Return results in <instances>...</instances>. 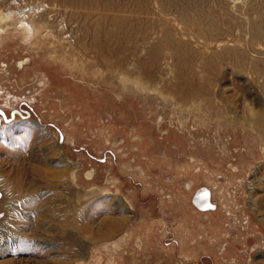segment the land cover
Instances as JSON below:
<instances>
[{"label": "rangeland", "instance_id": "obj_1", "mask_svg": "<svg viewBox=\"0 0 264 264\" xmlns=\"http://www.w3.org/2000/svg\"><path fill=\"white\" fill-rule=\"evenodd\" d=\"M0 259L264 264V0H0Z\"/></svg>", "mask_w": 264, "mask_h": 264}, {"label": "water", "instance_id": "obj_2", "mask_svg": "<svg viewBox=\"0 0 264 264\" xmlns=\"http://www.w3.org/2000/svg\"><path fill=\"white\" fill-rule=\"evenodd\" d=\"M194 204L199 209H213L214 205L209 201V192L206 189H201L197 196L193 199Z\"/></svg>", "mask_w": 264, "mask_h": 264}, {"label": "crops", "instance_id": "obj_3", "mask_svg": "<svg viewBox=\"0 0 264 264\" xmlns=\"http://www.w3.org/2000/svg\"><path fill=\"white\" fill-rule=\"evenodd\" d=\"M262 130V129H261ZM5 201H9L8 203H9V205L11 206L12 205V203L14 202L13 200H12V197L10 196V199H5ZM22 202H25L26 203V207H28L29 206V202H31V201H29V199H26V200H24V201H22ZM46 219L47 220H51V218H49V217H46ZM83 243V242H82ZM79 245H78V247H77V250H78V252H77V254H82L83 253V246L82 245H80L81 244V242H79L78 243ZM77 245V244H76ZM76 253V252H75ZM0 264H14L13 263V261H9V260H4V259H0ZM22 264V263H21ZM26 264H28V263H26ZM31 264H44L43 262H35V263H31Z\"/></svg>", "mask_w": 264, "mask_h": 264}, {"label": "bare ground", "instance_id": "obj_4", "mask_svg": "<svg viewBox=\"0 0 264 264\" xmlns=\"http://www.w3.org/2000/svg\"><path fill=\"white\" fill-rule=\"evenodd\" d=\"M1 20H3V19H1ZM5 20V19H4Z\"/></svg>", "mask_w": 264, "mask_h": 264}]
</instances>
